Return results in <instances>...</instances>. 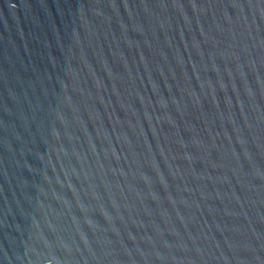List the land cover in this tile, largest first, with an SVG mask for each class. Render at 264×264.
<instances>
[{
    "label": "water",
    "instance_id": "water-1",
    "mask_svg": "<svg viewBox=\"0 0 264 264\" xmlns=\"http://www.w3.org/2000/svg\"><path fill=\"white\" fill-rule=\"evenodd\" d=\"M0 264H264V0H0Z\"/></svg>",
    "mask_w": 264,
    "mask_h": 264
}]
</instances>
